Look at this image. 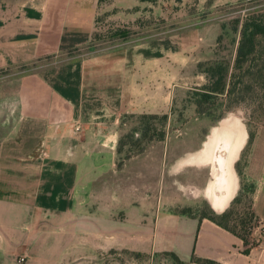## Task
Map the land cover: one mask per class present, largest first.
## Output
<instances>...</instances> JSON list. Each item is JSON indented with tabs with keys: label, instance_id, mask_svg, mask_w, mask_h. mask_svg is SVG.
Listing matches in <instances>:
<instances>
[{
	"label": "crops",
	"instance_id": "crops-1",
	"mask_svg": "<svg viewBox=\"0 0 264 264\" xmlns=\"http://www.w3.org/2000/svg\"><path fill=\"white\" fill-rule=\"evenodd\" d=\"M98 1L0 0V69L87 44ZM153 42L78 56L41 71L42 92L48 88L50 99L64 108L49 111L47 98L45 106L43 97L29 96L26 111L0 136L3 248L18 246L17 232L26 226L17 221L26 214L32 228L51 224L65 248L42 264H124L120 253L110 251H130L137 259L172 252L184 264H196L192 255L217 264H264V248L244 254L237 236L207 218L180 215L175 209L186 204L164 198L147 182L146 175H160L162 169L148 172L143 164L162 163L164 145L150 144L116 168L127 118L164 112L163 93L147 88L148 71L163 66V48ZM192 158L200 163L199 154ZM181 162L189 167L190 156ZM244 173L255 184L253 210L264 223V126L255 134ZM135 176L139 184L132 186ZM236 177L227 201L224 189L209 199L208 183L200 191L216 212L238 191ZM29 257L30 264H40L34 254Z\"/></svg>",
	"mask_w": 264,
	"mask_h": 264
},
{
	"label": "rangeland",
	"instance_id": "rangeland-1",
	"mask_svg": "<svg viewBox=\"0 0 264 264\" xmlns=\"http://www.w3.org/2000/svg\"><path fill=\"white\" fill-rule=\"evenodd\" d=\"M239 8V0H157L153 3L140 0H99L94 14L93 31L87 44L0 69V136L5 128L11 126L12 120L16 121L19 112L26 111L29 96H34L36 99L43 97L45 106L47 98L49 111L63 110L62 104L56 102L53 97L50 99L48 88L46 93L42 92L45 89L39 74L44 68L106 49L117 50L143 43L147 46L153 43L154 46L155 39L163 48V66L160 69L157 67L156 71H148L147 88L148 91L163 93L164 112L152 114L154 117L145 119L152 133V139L148 141L147 138L140 139L142 137L140 132H135V129L141 125L140 116L127 118L125 134L119 140L120 152H118L116 168H123L126 161L141 155L140 153L148 149L150 144L164 145L166 157L162 163L143 164V168L148 172H154L157 166L162 169L160 175L151 174V177L146 175L147 182L151 185L156 184L158 192L163 193L164 198L166 196L179 198L180 204H190L184 207L205 211L204 203L207 200L201 196L200 191L208 183L206 193L209 199H213V180L216 177V169L212 166L214 160L200 161V164L192 162L191 159L200 154L213 132L233 125L241 130L242 139L232 155L230 166L226 169L225 182L226 179L228 181L231 178L229 200L236 187L235 162L239 161V167L244 170L252 145L247 143V112L242 106L229 111L216 108L211 114L199 112L195 106L194 93L207 83L205 68L209 63L224 61L230 65L233 62L235 40L238 36L234 30L233 19L239 15ZM121 29L129 30L127 39L117 35L116 31ZM164 114L167 115L166 121L162 119ZM248 122L249 127L256 132L258 128L264 126L262 121H258V125L250 120ZM160 132L163 133V140H157ZM133 133L132 138L130 136ZM142 148L143 150L139 152ZM189 156L190 166H182L181 159ZM140 160L144 162L146 159L140 158ZM174 162L178 165L174 166ZM134 163L141 165L140 161ZM130 166L131 164L129 166L127 164L128 168ZM129 180L132 186L139 184L136 176ZM227 193L228 189L225 194ZM25 215L19 217L17 221L18 225L26 226L17 232L20 236L18 246L3 248L0 241V264H30L31 253L37 256L39 263L42 264L44 260L54 255L57 257L61 251H65L59 235L50 231L51 224L44 226L42 222H38L32 228V221L28 223ZM250 241H255L254 236L251 235ZM257 246L264 248V237ZM112 252L108 254L118 256L117 253H120L119 257L124 264L178 263L168 253H158L152 258L144 255V258L137 259L130 251Z\"/></svg>",
	"mask_w": 264,
	"mask_h": 264
},
{
	"label": "trees",
	"instance_id": "trees-1",
	"mask_svg": "<svg viewBox=\"0 0 264 264\" xmlns=\"http://www.w3.org/2000/svg\"><path fill=\"white\" fill-rule=\"evenodd\" d=\"M140 1L153 3L157 0ZM239 1L240 13L233 19L234 30L238 34L233 62L229 65L224 61H215L206 66L208 81L199 88V91H195V106L199 112H207V114H211L216 108L229 111L244 107L248 118L247 143H252L256 130L249 127L248 121L256 124L258 121L264 122V0ZM116 33L122 39H127L129 36L128 29H121ZM139 116L141 125L135 129V132H140L142 136L140 139L151 140V129L145 119L154 115L144 113ZM162 119L166 121L167 115H162ZM134 133L130 137L133 138ZM163 138V133L160 132L157 140ZM142 150L143 148L139 152ZM118 152H120L119 146ZM235 170L240 179V187L225 210L218 213L205 201V211H195L191 207H182L176 211L200 219L207 218L228 230L241 239L242 252L248 254L258 244L256 241H250L253 228L264 223L253 210L254 182L247 179L244 170L239 167V161L235 162ZM168 254L175 262L181 263L174 253ZM192 261L196 264H217L213 260L193 255Z\"/></svg>",
	"mask_w": 264,
	"mask_h": 264
},
{
	"label": "bare ground",
	"instance_id": "bare-ground-1",
	"mask_svg": "<svg viewBox=\"0 0 264 264\" xmlns=\"http://www.w3.org/2000/svg\"><path fill=\"white\" fill-rule=\"evenodd\" d=\"M241 139L242 132L237 127L233 125L230 127H222L217 132L215 131L211 134L199 154V160L201 162H210L214 160V164L212 166L216 169V177L213 181V192L222 189H225L226 192L228 189L225 201L228 200L231 193V178L228 179V181L226 179L225 182V175L227 174L226 169L227 166H230L232 155L240 144ZM226 152H228V154ZM219 160H221V163Z\"/></svg>",
	"mask_w": 264,
	"mask_h": 264
},
{
	"label": "built area",
	"instance_id": "built-area-1",
	"mask_svg": "<svg viewBox=\"0 0 264 264\" xmlns=\"http://www.w3.org/2000/svg\"><path fill=\"white\" fill-rule=\"evenodd\" d=\"M76 130L81 129V125L78 123L75 127ZM252 236H254L255 241L258 243L262 237H264V224H261L259 226H255L252 230ZM24 258H21L23 260Z\"/></svg>",
	"mask_w": 264,
	"mask_h": 264
}]
</instances>
